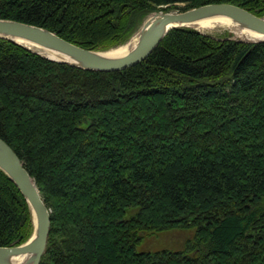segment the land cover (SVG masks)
I'll return each instance as SVG.
<instances>
[{
	"label": "trees",
	"instance_id": "obj_1",
	"mask_svg": "<svg viewBox=\"0 0 264 264\" xmlns=\"http://www.w3.org/2000/svg\"><path fill=\"white\" fill-rule=\"evenodd\" d=\"M220 2L264 15V0H0V17L107 49L152 11ZM0 137L50 209L40 264H264V41L176 27L98 71L0 38ZM33 227L0 169V246ZM174 228L195 229L183 248L137 250Z\"/></svg>",
	"mask_w": 264,
	"mask_h": 264
},
{
	"label": "water",
	"instance_id": "obj_2",
	"mask_svg": "<svg viewBox=\"0 0 264 264\" xmlns=\"http://www.w3.org/2000/svg\"><path fill=\"white\" fill-rule=\"evenodd\" d=\"M212 18L230 19L252 34L239 33V36H235L233 33H238L237 30L229 31L237 40L249 43L264 41V15H258L227 2L208 3L186 10L150 12L135 34L136 42L122 53L110 52L109 49L86 48L46 27L11 18L0 17V38L10 39L49 59L79 68L114 71L131 67L146 59L171 29L192 27L191 24ZM192 28L209 34L198 25ZM244 36L248 37V40ZM253 36L261 37L253 38ZM0 169L9 176L26 198L34 224L32 237L27 242L0 246V264H40L46 253L51 230L50 209L40 193L35 178L28 171L17 151L1 137Z\"/></svg>",
	"mask_w": 264,
	"mask_h": 264
},
{
	"label": "rangeland",
	"instance_id": "obj_3",
	"mask_svg": "<svg viewBox=\"0 0 264 264\" xmlns=\"http://www.w3.org/2000/svg\"><path fill=\"white\" fill-rule=\"evenodd\" d=\"M183 5L184 3H177L171 6L172 8L171 10H180L179 7H182ZM166 6H169V5H166ZM138 28L125 42L119 43L118 45H114L107 49L129 43L132 37L136 34ZM227 31L229 30L224 29V28H219L209 34L218 35V34H224ZM107 49H101V50H107ZM33 230H34V227H33ZM194 231H195L194 228H190V229L174 228V229L164 230V231L148 232L146 233L145 238L137 245V250L138 251H147V250L155 251V250H160L164 248L173 249V250L180 249L184 247L186 240L194 235ZM32 234H33V231L31 235Z\"/></svg>",
	"mask_w": 264,
	"mask_h": 264
},
{
	"label": "bare ground",
	"instance_id": "obj_4",
	"mask_svg": "<svg viewBox=\"0 0 264 264\" xmlns=\"http://www.w3.org/2000/svg\"><path fill=\"white\" fill-rule=\"evenodd\" d=\"M194 25H198V27H200V29H202L203 31H205L207 33H212L213 31H215L219 28H224V29H228L231 32H235V30H237L238 33H236V32L233 33V35H235V36H239L240 34L252 35L247 30L240 28L236 23H234L232 20L227 19V18H212V19L200 21V23L191 24L192 27H194ZM233 35L231 34L232 38H234ZM249 37H251V36H249ZM254 37L260 38L261 36H253V38ZM244 38L246 40H248V37L244 36ZM136 40H137L136 35H134L129 43L113 47V48L109 49L108 51L116 52V53L117 52L118 53L125 52L131 47V45L134 42H136ZM27 44H29V43H27ZM32 217H33V215H32ZM30 237H32V236H30ZM25 242H27V240Z\"/></svg>",
	"mask_w": 264,
	"mask_h": 264
}]
</instances>
